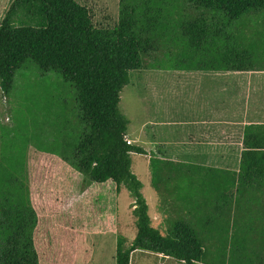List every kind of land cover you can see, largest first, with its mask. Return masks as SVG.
<instances>
[{"label": "trees", "instance_id": "1", "mask_svg": "<svg viewBox=\"0 0 264 264\" xmlns=\"http://www.w3.org/2000/svg\"><path fill=\"white\" fill-rule=\"evenodd\" d=\"M182 4L205 13L185 17ZM263 10L264 0H121L118 23L99 28L76 0H15L2 19V93L10 94L20 71L61 75L76 105L63 110L57 156L88 181L113 183L117 196L126 188L133 199L137 237L127 245L119 236L116 264H131L137 250L183 264H264V124L245 127L238 172L189 165L185 173L181 164L151 158L153 187L181 203L163 235L132 172V154L146 152L128 141L130 120L119 109L135 71H264L260 45L232 32ZM18 15L36 25L17 27ZM10 135L0 120V264H40L30 157ZM182 181L185 195L178 194Z\"/></svg>", "mask_w": 264, "mask_h": 264}, {"label": "rangeland", "instance_id": "2", "mask_svg": "<svg viewBox=\"0 0 264 264\" xmlns=\"http://www.w3.org/2000/svg\"><path fill=\"white\" fill-rule=\"evenodd\" d=\"M76 1L90 10L96 27L112 28L118 23L121 0ZM186 8L184 4L180 5L181 14L185 17L198 18L205 13V10L190 6ZM31 23L25 15L20 18L18 15L15 20L17 27L36 25ZM232 32H238L248 43L260 45L257 56L259 64L264 66V10L235 23ZM159 59H162V55H159ZM152 62L155 61L148 59L147 65ZM144 70L148 69L131 73V83L121 93L119 109L130 120L128 141L145 149L150 142L155 145L153 152L132 154V172L143 184L142 193L149 205L153 226L165 235L168 223L164 217L169 216L170 220L176 214L167 211L166 199L153 187L150 160L154 157L176 159L169 155L175 152L179 138L174 127L164 126L168 123L163 120L167 114L175 118L176 98L168 90L173 83L170 80L174 79L153 77V86L157 87L158 94L156 98L150 94L146 96L144 89L149 84L143 83ZM242 81L247 84L245 105L248 121H256L257 114L264 112V72L244 73ZM231 102L235 110L234 95H231ZM75 105V90L61 75L54 73L41 77L36 70L20 71L8 96L0 90L1 123L11 130V140L20 150H27L30 157L32 197L39 217L35 245L40 264H116L119 236L127 239V245H131L137 237L133 199L126 188L117 196L113 183L99 185L88 181L57 156L53 140L59 135L63 110L68 112ZM153 120L157 122L155 127L143 129L148 123H154ZM143 131L146 133L144 136ZM138 138L141 142L134 143ZM182 171L186 173L189 168L185 166ZM186 182H181L178 194L187 193ZM175 209L171 208L172 211ZM131 264L183 263L137 250L132 255Z\"/></svg>", "mask_w": 264, "mask_h": 264}, {"label": "crops", "instance_id": "3", "mask_svg": "<svg viewBox=\"0 0 264 264\" xmlns=\"http://www.w3.org/2000/svg\"><path fill=\"white\" fill-rule=\"evenodd\" d=\"M13 1L0 0V23ZM144 71L146 73L143 76V83L149 84L144 89L145 95L150 94L153 98H156L158 94L157 87L153 86V77L174 79L170 80L173 83L168 90L169 94L176 98L175 118L169 117L168 114L163 118L168 123L164 126L174 127L179 138L175 145V152L169 155L176 159L170 161L181 164L182 167L194 165L221 172H238L244 149L245 127L249 124H264L262 111L257 114L256 121H248V109L245 105L247 104V84L242 81V75L248 72L167 69ZM231 95H234L235 110H233ZM242 104H244L243 107ZM161 113L164 114L162 111ZM153 121L154 123L143 126V129L155 127L157 122ZM144 133L143 131V136ZM139 141L138 138L134 143ZM153 148L155 145L150 142L147 148L143 149L145 152H153ZM159 156L163 157L160 154ZM165 204L167 208L169 207L167 210L169 213L176 212L171 210L172 207H177L171 198H167ZM158 215L165 216L162 213ZM164 219L168 221L169 216H165Z\"/></svg>", "mask_w": 264, "mask_h": 264}]
</instances>
